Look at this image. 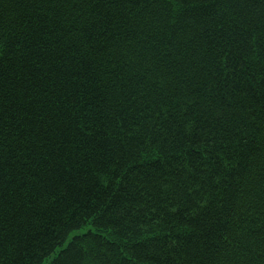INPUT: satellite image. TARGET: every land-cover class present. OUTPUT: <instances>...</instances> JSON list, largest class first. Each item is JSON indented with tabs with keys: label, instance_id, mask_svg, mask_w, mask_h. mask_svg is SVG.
Here are the masks:
<instances>
[{
	"label": "trees",
	"instance_id": "16d2710c",
	"mask_svg": "<svg viewBox=\"0 0 264 264\" xmlns=\"http://www.w3.org/2000/svg\"><path fill=\"white\" fill-rule=\"evenodd\" d=\"M0 264H264V0H0Z\"/></svg>",
	"mask_w": 264,
	"mask_h": 264
},
{
	"label": "snow or ice",
	"instance_id": "6c2138e0",
	"mask_svg": "<svg viewBox=\"0 0 264 264\" xmlns=\"http://www.w3.org/2000/svg\"><path fill=\"white\" fill-rule=\"evenodd\" d=\"M181 2H182V0H181ZM195 6V5H194Z\"/></svg>",
	"mask_w": 264,
	"mask_h": 264
}]
</instances>
